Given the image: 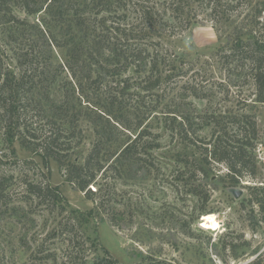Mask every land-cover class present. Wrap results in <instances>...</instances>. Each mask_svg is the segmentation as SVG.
Wrapping results in <instances>:
<instances>
[{
	"label": "rangeland",
	"instance_id": "obj_1",
	"mask_svg": "<svg viewBox=\"0 0 264 264\" xmlns=\"http://www.w3.org/2000/svg\"><path fill=\"white\" fill-rule=\"evenodd\" d=\"M171 3L172 0H130L127 11L111 16L123 24L121 27L132 28L140 18L136 11L131 12L134 5L155 6L162 12ZM253 4L251 8L253 5L242 3L233 14L224 7L214 12L207 0L196 1L191 10L185 8L182 20L190 18V27L183 29L182 24L172 22L167 34L155 37L160 45L152 46H163L177 55L171 56L177 61V75L148 94L140 92L139 86L148 80L144 81L139 72L131 70L115 79L114 91H122L124 78L131 85L122 95L123 104L137 105L138 95L143 99L138 110L111 105L112 95L104 87L106 93L87 90L89 102L84 99L81 105L87 116L82 123L85 139L76 148L80 162L96 139L92 117L110 120L105 124L118 147L140 135L145 145L129 169L120 165L115 169V162L109 170L99 173L93 187L102 189L95 199H88L85 191L68 181L54 160L48 170L36 152L23 148L18 140L11 141L0 128V176L8 180L10 197L0 201V264H254L258 260L264 264V213L251 201L252 191L247 187L264 185V103L254 101L251 61L235 57L228 63L222 51L239 31H248L241 28L244 18L243 23L248 19L258 22L257 37L264 39V11L259 14L264 0H254ZM46 8L47 5L36 14L17 13L31 24L25 26L36 35L41 34L38 27L51 42L55 38L65 43L67 20H59ZM43 40L41 44L45 46ZM32 43L36 41L7 43L0 33V48L9 52V66L16 71L12 52ZM65 56L66 50L54 48L55 58L49 66L57 74L54 86L59 95L70 90L71 81L76 85L64 68ZM36 67L34 64L30 69L40 73L42 69ZM239 111H252L257 116L256 178H245L230 186L224 176L228 170L222 164L213 165L209 178H202L196 173L192 157L198 158L197 150L203 148L201 137L213 140L222 125L201 128L197 117L194 128L200 137L194 135L196 145H187L167 127L171 115H178L180 120L195 112L209 113L223 122L221 116ZM233 127L230 125L229 130ZM230 131L235 132V128ZM46 180L58 186L66 198L56 206L34 196L28 198V182ZM232 187L242 189L243 195L235 198L230 192ZM102 200L106 206L101 208ZM91 210L93 216L88 214ZM208 213L217 214L221 222L217 230L203 226L202 219Z\"/></svg>",
	"mask_w": 264,
	"mask_h": 264
},
{
	"label": "trees",
	"instance_id": "obj_2",
	"mask_svg": "<svg viewBox=\"0 0 264 264\" xmlns=\"http://www.w3.org/2000/svg\"><path fill=\"white\" fill-rule=\"evenodd\" d=\"M196 1L203 0H172L169 8L162 12L155 6L149 8L134 5L131 12L136 11L140 15L139 22L136 27L127 28L121 27L123 24L111 15L117 11H127L130 0H0V33L6 38V42L18 43L23 39L36 41L31 46L19 47L12 52L11 56L17 62L18 71L9 66V52L0 48V128L4 129L6 137L11 141L18 140L23 148L36 152L48 170L50 161L54 160L64 171L68 181L85 191L88 199H95V195L102 189L93 187V184L97 183L99 173L109 170L115 162V169H118L119 165L129 169L136 156L144 151L145 145L140 142V135L118 147L116 140L107 130L108 124H105L110 123V120L96 119L89 114L94 127H97L96 139L85 160L80 162L76 148L85 139L82 123L87 120V116L81 105L89 95L87 90L91 89L95 93L108 91V94L112 95L111 105L118 104L125 110L126 106L138 110L143 99L138 95L137 105L123 104L122 95L131 85L128 79L124 78L126 83L122 91H114L117 89L115 79L131 70L139 72L145 77L144 81L148 80L146 85L139 86L140 92L148 94L165 84L168 78L172 79L177 75V61L171 57L175 58L177 55L164 50L163 46L161 49L152 46L160 45V41L157 42L155 37H161L164 32L167 34V27L172 25V22L182 24L183 29L190 27L193 22L190 18L182 20V16L185 14V8L193 9ZM253 1L207 0L214 12L219 7H224L232 14L240 9L242 3L251 4L253 8ZM46 5V10L52 12V15L59 20H67V40L63 44L55 38V42H51L38 27L37 31L41 34L37 32L36 35L25 26L31 24L21 20L17 13L25 11L28 15L36 14ZM263 11L264 9L260 10L259 14ZM251 21L248 19L245 23L240 22L241 28H248V31H239L236 39L231 38V45L226 44L222 51L228 63L235 60V57L251 61V79L256 88L254 101L264 103V39L257 37L255 28L258 22L254 24ZM169 34L171 35V32ZM246 35L250 36L244 39ZM42 39L45 46L41 44ZM38 45L43 48L38 49ZM228 46L229 52L226 51ZM54 48L66 50L64 68L76 80V85L71 81L70 90L62 95L56 93L54 86L57 74L52 67L49 68L55 58ZM40 63L43 66H40ZM34 64L42 69L40 73L30 69ZM102 87L106 91L102 90ZM197 117L202 123L201 128L214 127L217 124L222 125V128L213 140L201 137L203 148L196 149L198 158L192 157L196 173L201 174L202 178H209L213 165L222 164L226 165L228 170L224 176L230 186H236L245 178H256L259 168L255 154L259 137L256 114L252 111L231 112L221 116L224 118L223 122L209 113L195 112L182 116L180 120L175 114L171 115L167 127L187 145H196L194 121ZM230 125L234 126L232 129L235 128V132L229 130ZM247 185L252 191L251 201H255L264 213V185ZM27 189L28 198L34 196L50 205L56 206L66 199L59 187L52 186L49 180L28 182ZM7 191L8 180L0 176V201L10 199ZM105 206V201L102 200L99 207ZM88 214L93 216L92 210ZM262 221L264 222V215ZM254 264H260V261Z\"/></svg>",
	"mask_w": 264,
	"mask_h": 264
},
{
	"label": "bare ground",
	"instance_id": "obj_3",
	"mask_svg": "<svg viewBox=\"0 0 264 264\" xmlns=\"http://www.w3.org/2000/svg\"><path fill=\"white\" fill-rule=\"evenodd\" d=\"M202 221L204 223L203 226L207 229L217 230L221 224L218 220L217 214L215 213L204 214Z\"/></svg>",
	"mask_w": 264,
	"mask_h": 264
},
{
	"label": "water",
	"instance_id": "obj_4",
	"mask_svg": "<svg viewBox=\"0 0 264 264\" xmlns=\"http://www.w3.org/2000/svg\"><path fill=\"white\" fill-rule=\"evenodd\" d=\"M230 192L234 195L235 198H240L243 195V190L237 187L230 188Z\"/></svg>",
	"mask_w": 264,
	"mask_h": 264
}]
</instances>
